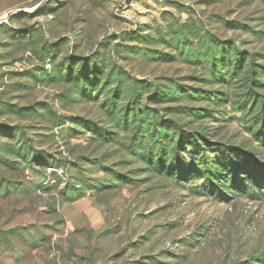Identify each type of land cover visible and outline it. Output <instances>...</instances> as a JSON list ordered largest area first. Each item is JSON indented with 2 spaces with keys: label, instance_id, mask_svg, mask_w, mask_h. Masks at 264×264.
I'll use <instances>...</instances> for the list:
<instances>
[{
  "label": "rangeland",
  "instance_id": "374dc122",
  "mask_svg": "<svg viewBox=\"0 0 264 264\" xmlns=\"http://www.w3.org/2000/svg\"><path fill=\"white\" fill-rule=\"evenodd\" d=\"M42 1L0 0V264H264V0Z\"/></svg>",
  "mask_w": 264,
  "mask_h": 264
},
{
  "label": "water",
  "instance_id": "95a60500",
  "mask_svg": "<svg viewBox=\"0 0 264 264\" xmlns=\"http://www.w3.org/2000/svg\"><path fill=\"white\" fill-rule=\"evenodd\" d=\"M45 2H46V0H43L35 9L42 7L45 4ZM27 12H31V11L21 9V8L9 10L8 12H6L5 14H2L0 16V25H2L3 23H6L12 16H14L16 14H25Z\"/></svg>",
  "mask_w": 264,
  "mask_h": 264
},
{
  "label": "trees",
  "instance_id": "16d2710c",
  "mask_svg": "<svg viewBox=\"0 0 264 264\" xmlns=\"http://www.w3.org/2000/svg\"><path fill=\"white\" fill-rule=\"evenodd\" d=\"M186 142L187 141L185 140V138L182 137L178 141V146L184 149V148H186ZM188 143L190 144L191 143V140Z\"/></svg>",
  "mask_w": 264,
  "mask_h": 264
}]
</instances>
